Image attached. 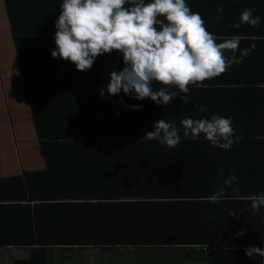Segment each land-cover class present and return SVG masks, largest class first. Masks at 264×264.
I'll return each instance as SVG.
<instances>
[{
    "label": "crops",
    "instance_id": "1",
    "mask_svg": "<svg viewBox=\"0 0 264 264\" xmlns=\"http://www.w3.org/2000/svg\"><path fill=\"white\" fill-rule=\"evenodd\" d=\"M186 2L193 11L202 15L207 29L217 36V42H223L224 39L238 35L240 51L236 53L237 58L245 49H251L249 55L244 56L241 63L233 64L219 77L205 81L208 90L191 88L190 93L196 92L197 95L190 96L191 101L188 103H184L179 98L183 95L180 93L171 105L158 106L151 99L146 98L151 105L144 104L139 111L126 107L129 105L127 102L123 107L101 108L106 102L100 101L104 98H101L99 88L93 91L86 85H71L72 87L69 86L68 89L77 93L78 98L75 103L83 114L72 113L69 124L75 122L110 124L114 121L113 125H109L113 130L108 135L121 136L116 130V116L120 115L117 114V110L123 114H137L149 110L151 113L146 119L174 121L178 128H182L180 120L186 116L210 118L212 114L218 113L234 118L233 126L236 132L237 128H244V135L262 136L264 102L261 100V91L258 93V90L251 92L249 89H229L226 96L223 90L216 91V88L217 80L223 76L225 80L235 81L264 78V20L262 19L259 27L248 24H241L238 29L230 27L239 22L240 14L245 8H253L254 13L258 10L264 17V0H222L224 12L219 22H215L213 17L218 14L217 6L221 0H186ZM50 6L52 5L48 3L47 8L50 9ZM5 9L4 2L0 28L7 31L9 39H4L3 56L5 59L8 51L10 56L3 60L6 68L3 74L11 91L7 93L9 98L8 100L6 97L7 104L0 103V264H264V257L252 259L243 251L247 245H258L264 248V236L254 231L253 218L247 227L246 234L236 237L239 227L236 230L235 217L229 216V210L233 209L240 211L239 217H244L245 212L247 213L246 206L250 204L248 198L264 191V150L251 143H247L248 147L245 150H166L163 153L164 161L168 166L176 167L170 169V175H166V178L170 180L164 189L169 194L156 200V204H150L153 202L152 199L146 203L150 205L122 206L126 212H135L137 216L139 214L137 207L156 208L154 213L144 212V215L151 221L164 222L162 236L156 232L147 231L139 237L152 239L150 243L109 246L102 243L55 242V237L60 236L94 237L92 232L79 234L76 222L107 224L106 213H125L111 210L110 207L113 204L109 206L108 197L84 198V194L67 198L55 197V192L75 187L70 183L71 180L62 182L56 177L72 176L78 172L76 168L81 174L84 169L96 170L94 180L88 178L80 182L76 180L79 183L76 187L83 189L73 192H91L100 187L106 191L112 188L117 189L119 187L116 185L119 183H106V179L113 180L114 175L108 169L105 174V160L112 157L107 165L112 163L114 166H121V159L126 150H108L104 147L95 151L99 152L96 154L86 149V151L76 152L77 155H81V161L76 163H84L83 165H76L75 168L72 167L75 161H70L72 164L67 168L63 165L55 167L57 158L69 157L68 151L55 150V139L46 140L49 142L44 143V150H42L25 88L27 83L24 65L26 62L32 64L39 61L44 54L38 52L36 45H30L24 38L16 40ZM46 19L54 24L55 15L51 14ZM31 32L33 35L34 30ZM47 45H54L55 48V41ZM226 54L232 55L231 52ZM112 55L117 57L116 61L121 58H118L121 55L119 52L113 51L111 54L99 56L95 63H103L111 59ZM123 66L122 63L106 71L120 70ZM33 67L35 69L30 74L35 77L36 74L41 73L39 82L47 88L46 96L50 98L55 96L59 80H73L71 77L86 79L81 72H78V76H75V72L62 73V70H58L55 66V59L51 55L43 65H35L31 68ZM95 78L94 74L89 76L90 81ZM262 85L264 88V84ZM122 94L130 100L134 99ZM201 94L204 100L210 103L197 102ZM218 98H225L227 102L212 103L218 101ZM197 104L208 106V111L199 112L195 106ZM93 108L98 113L94 118L88 119L86 116ZM37 109L40 110L41 107ZM91 133L94 134V132ZM180 134H183V130ZM252 137L250 142H256V139ZM136 155L140 156V153L136 152ZM70 160L75 159L70 158ZM220 169L224 171V178L229 176L230 169L235 170L238 176L236 183L240 191L233 193L231 188H228L222 202L212 204L206 200V197L217 190L218 184L223 179L218 177ZM17 177L22 179L18 180ZM17 181H22L21 189L17 188ZM9 189L22 198L13 206L5 203L10 193ZM132 197L122 196L120 199L129 201ZM137 198L142 200V197ZM243 202L246 203L242 204ZM247 215L251 217L248 213ZM55 223L58 224L56 229ZM109 223L111 224V220ZM36 239L44 241L36 242Z\"/></svg>",
    "mask_w": 264,
    "mask_h": 264
},
{
    "label": "clouds",
    "instance_id": "2",
    "mask_svg": "<svg viewBox=\"0 0 264 264\" xmlns=\"http://www.w3.org/2000/svg\"><path fill=\"white\" fill-rule=\"evenodd\" d=\"M223 12L221 0L213 20L221 21ZM253 13V8H245L239 22L230 27L238 29L241 24L259 27L261 17ZM54 26L56 47L50 50L51 56L73 63L77 71L91 70L101 55L113 51L121 54L124 66L109 73L106 84L99 90L101 98L119 96L123 92L136 100L151 99L158 106L171 105L180 93H183L180 99L188 103L192 86L206 87L205 81L241 63L251 51L245 49L237 58L240 37L235 35L217 42V36L207 29L202 15L193 11L186 0H62ZM154 82L161 87L154 88ZM119 103L125 105L123 98ZM195 106L201 113L208 111V106ZM126 107L139 111L144 105ZM233 119L218 113L210 118L186 116L180 120L183 138L199 141L203 135L210 146L231 150L243 139L236 134ZM153 128L154 131L144 133L145 140H155L173 149L181 143V130L174 121L160 119L154 122ZM252 138L264 139V135ZM218 177L223 179L217 190L206 197L212 204L221 203L228 188L233 193L240 191L234 169L229 170L226 178L220 169ZM248 199L250 209L245 211L262 215L264 191ZM239 212L230 209L229 216L239 220ZM246 232V228H241L235 235L242 237ZM243 251L252 259L264 257V248L258 245H247Z\"/></svg>",
    "mask_w": 264,
    "mask_h": 264
},
{
    "label": "trees",
    "instance_id": "3",
    "mask_svg": "<svg viewBox=\"0 0 264 264\" xmlns=\"http://www.w3.org/2000/svg\"><path fill=\"white\" fill-rule=\"evenodd\" d=\"M7 15L11 22V27L13 29V35L16 37L18 41L19 38H24L26 41H29V44H35L38 52L42 53L43 56L37 62H26L25 67V77H26V92L27 97H29V104L33 114V119L35 122V127L37 130V134L42 145V150H44V143L49 142L46 140L55 139V150L68 151L69 157H59L55 161V167H59V165H63L65 168L70 166L72 163L70 161H75L76 165L81 166L84 163H76L81 161V155H77L79 151H89L95 152L99 149H108V150H116V149H124L126 153L124 157L121 159V166H114L112 163L108 164L109 160H105L106 170L105 174L108 171L114 175L113 180L106 179V183H119V188H112L109 190H103L102 187L100 189L93 190L91 192H73L74 190H82L83 188L77 186L78 182L85 179H95V171L96 170H85L83 174L79 172L76 168L77 173L72 176H57V179H60L62 182H66L71 180L70 183L73 184L70 189H63L60 192H55V197L67 198L71 196H81L84 194V198H99V197H108L109 198V206L111 204V210L114 212L124 211L125 213H106L108 218V223H81V221L76 222L77 224V232L79 234H83L84 232H92L94 237H66L60 236L55 237V242L57 243H102L109 246L115 245H129V244H142V243H150L152 239H144L139 238L141 234L145 232H156L159 236H162V232L164 230V222L163 221H151L149 220L144 212L154 213L156 208L151 207H137L138 208V216L135 215V212H126L122 209L123 205L126 204H146L149 203L150 200L153 199V202L150 204H156V200L160 198H164L168 191H165V186L168 184L170 179L166 178V175H170V169L176 168L172 166H168V164L164 161L163 153L166 150H179V149H203V150H224L219 147H212L210 143L204 139L203 135L199 141H194L191 138H183L181 143L176 148H168L165 145H161L158 141H149L145 140L142 136L147 131H154L153 124L155 121L153 119H146L147 115L151 113V111H141L137 114L131 113H119V116H116L117 123V134L121 136H109L108 134L112 132L113 128L109 125H113L114 121H111L110 124H104L105 122H91V123H77L69 124L72 113L73 114H83V111L79 108L77 103L78 95L75 91L68 89L71 85H81L90 88L95 91L96 89H100L103 85L106 84L107 79L109 77V73L111 71H106L107 69L115 68L123 63L122 56L119 55L118 61H116L117 57L112 55L109 60H105L102 62H96L91 70L87 72L77 71L75 65L71 62H66L64 60L55 59V66H57L58 70H62V73L65 72H75V76H78V72H81L84 78H73V80L61 79L57 83V89L55 91L54 97H47V88L40 83L41 80L40 74H36L35 77L30 72L34 71V67L43 65L51 55L50 50L54 49V45H47V43L54 41V34L56 28L53 23H49L46 19L49 15L54 14L55 20L59 16L60 6L62 0H4ZM50 4V9L47 8V4ZM255 15H259L264 20L263 15L257 10ZM31 30H34L33 35ZM46 40V41H44ZM43 44V45H42ZM56 47V45H55ZM29 68V69H28ZM31 68V69H30ZM1 71V70H0ZM64 71V72H63ZM91 74L96 75L94 80H89V76ZM63 77V76H62ZM68 78V77H64ZM243 81H235V80H225L224 76L217 80V88L216 91L223 90V92L228 96L229 89H249V91L253 92L255 90L261 91V97L264 102V88L262 84H264V78H254V79H242ZM4 81V80H2ZM1 84H4L0 81ZM37 87V88H36ZM72 87V86H71ZM154 88H159L161 85L156 82L153 83ZM195 86H192L193 88ZM208 90L207 84L204 88H199V90L204 91ZM46 93L42 94L40 91ZM1 93V92H0ZM123 93V92H122ZM120 93L119 96H105L104 99L100 100L106 102L103 104L101 108L110 107L115 108L116 106L123 107L119 103L121 98L129 105H137V104H149L146 99L143 101L140 100H130L123 96ZM196 92H191L190 96L197 95ZM203 94V93H202ZM199 97L197 102L200 103H210L204 100L203 95ZM7 95V93H6ZM96 96V95H93ZM7 97V96H6ZM180 98V97H179ZM227 99L218 98V101L212 102L216 104L226 103ZM75 103V104H74ZM74 104V105H73ZM41 107V109H37ZM44 109V111H43ZM98 112L91 110L87 114V118H94L95 114ZM155 113V112H154ZM264 116V112H263ZM159 117V116H158ZM115 119V118H114ZM55 120V121H54ZM150 124V128H149ZM103 125V126H102ZM262 127V126H260ZM183 130V128H180ZM264 131V124H263ZM91 132H94L92 134ZM237 135H242L243 139L238 143L234 144L231 150H245L248 147L247 143L255 144L261 150H264V139H256V142H250V135H244V128H237ZM264 135V132L263 134ZM260 137V136H259ZM100 139V140H96ZM75 151V152H73ZM136 152L140 153V156L136 155ZM99 154V152H95ZM70 158H74L75 160H70ZM86 161V160H85ZM98 161V159H97ZM34 172V171H33ZM35 173V172H34ZM104 174V175H105ZM103 177V176H102ZM18 180L22 179L21 177H17ZM102 179V178H101ZM100 179V182H101ZM78 182H77V181ZM22 181H17V188L21 189L23 187ZM10 191V189H9ZM72 192V193H71ZM169 194V193H168ZM125 196L127 198L132 197L128 201V199H120V197ZM137 197H142L140 200ZM119 199V201H118ZM138 199V200H137ZM22 200L20 195H15L11 191L9 195L5 199V203L8 206H13L14 204L19 203ZM243 202L242 204H245ZM146 204V205H150ZM135 205V206H136ZM249 206H246V209H250ZM244 208V207H243ZM243 208L241 210H243ZM110 210V211H111ZM109 211V212H110ZM143 211V212H142ZM247 213L251 216L249 217ZM245 212L244 217H239L241 220L234 219V224L236 230L241 228H246L249 226L251 218H253V228L254 231L260 234L262 237L264 236V219H262V215H264V208L261 209L262 215H252L251 211ZM113 214L111 217L110 215ZM111 220V224L109 221ZM72 224V225H76ZM219 226V225H218ZM58 227V224L55 223V229ZM133 230V231H132ZM103 232H105V236H103ZM136 232V233H130ZM123 233V234H122ZM132 235V236H129ZM158 236V237H159ZM36 242H43L44 240L36 239ZM153 241H163V240H153Z\"/></svg>",
    "mask_w": 264,
    "mask_h": 264
},
{
    "label": "rangeland",
    "instance_id": "4",
    "mask_svg": "<svg viewBox=\"0 0 264 264\" xmlns=\"http://www.w3.org/2000/svg\"><path fill=\"white\" fill-rule=\"evenodd\" d=\"M3 7H4V2H3V0H0V20H1ZM9 34H10V31H9ZM6 38L9 39V35H8L7 31H4V30H2L0 28V50L2 51V52L0 51V70H1L0 71V81L4 83V84L0 83V92H1L0 93V103L1 104L4 103V105L7 104V98H8V95H7V98H6L5 94L6 93H10V91H11L9 84L5 80V75L3 74L5 72V70H6V68L4 67L3 60H5L8 56H10L9 51L6 54L5 59H4V56H3V42H4V39H6ZM2 80H4V81H2ZM25 88H26V85H25ZM12 90H13V87H12ZM8 100H9V98H8ZM18 124H19V120H18Z\"/></svg>",
    "mask_w": 264,
    "mask_h": 264
}]
</instances>
